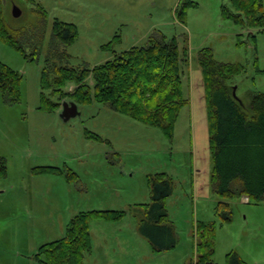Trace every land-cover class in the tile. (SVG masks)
<instances>
[{
  "label": "rangeland",
  "instance_id": "1",
  "mask_svg": "<svg viewBox=\"0 0 264 264\" xmlns=\"http://www.w3.org/2000/svg\"><path fill=\"white\" fill-rule=\"evenodd\" d=\"M184 1L195 4L188 7L185 24L179 17ZM3 2L8 23L29 29L26 48H38V57L27 60L0 41V62L23 77L20 102L11 104L0 92V158L7 161V175L0 177V264H41L40 247L64 238L69 222L90 211L127 215L90 223L92 247L84 264H191L198 222L216 223V264H229L233 252L246 264H264V202L219 197L211 183L214 160L199 52L211 48L216 61L244 68L228 85L247 112L252 96L264 93V35L251 38L221 16L230 0ZM14 5L22 10L20 18L12 15ZM38 7L47 14L42 20ZM55 19L78 29L63 61L70 67L93 68L111 60L113 50L145 45L155 32L176 38L181 51L188 47L183 84L190 103L180 111L172 138L96 101L78 105L79 115L69 120L62 117V106L41 109L42 71ZM114 41L112 50L104 49ZM75 90L72 85L66 91ZM44 167L70 171L76 181L37 173ZM159 173L175 183L166 207L179 239L175 249L163 253L140 240L135 217L136 206L151 203L149 176ZM220 202L231 205L229 223L216 212Z\"/></svg>",
  "mask_w": 264,
  "mask_h": 264
},
{
  "label": "trees",
  "instance_id": "2",
  "mask_svg": "<svg viewBox=\"0 0 264 264\" xmlns=\"http://www.w3.org/2000/svg\"><path fill=\"white\" fill-rule=\"evenodd\" d=\"M189 6L195 4L183 2L179 17L184 24ZM36 12L41 20L47 16L41 7ZM221 16L239 25L251 38L264 34L263 0H230L229 7H221ZM29 32L27 27L16 28L8 23L4 2L0 0V41L16 49L25 59L34 61L38 48L32 52L27 50ZM77 37L75 25L54 20L42 71L41 109L52 112L59 110L65 101L77 105L96 101L145 125L159 127L172 138L180 111L190 103L183 84L189 68L188 47L181 51L176 38L169 39L155 32L145 45L120 53L113 50L111 60L93 68L66 66L63 64L69 57L66 49ZM113 44L115 41L104 49L112 50ZM199 62L206 88L214 160L213 190L217 196L227 199L248 197L256 204L264 202V93L252 96L250 112H247L233 97L234 88L228 85L244 68L216 61L211 48L199 52ZM22 81L20 73L0 62V92L9 103L20 102ZM72 85L76 90L67 92ZM37 173L66 175L69 182L76 181L74 173L59 168H38ZM6 175L7 161L0 158V177ZM148 182L151 203L135 207L138 232L154 252H168L176 248L179 240L166 207L175 183L164 173L149 176ZM216 212L223 223L232 221L229 203L220 202ZM126 215L124 211L80 212L69 222L65 237L40 247L36 260L41 264H84L92 247L90 223L93 220L117 222ZM196 229V261L191 264H216V223L198 222ZM228 260L229 264H246L235 252L228 255Z\"/></svg>",
  "mask_w": 264,
  "mask_h": 264
},
{
  "label": "water",
  "instance_id": "3",
  "mask_svg": "<svg viewBox=\"0 0 264 264\" xmlns=\"http://www.w3.org/2000/svg\"><path fill=\"white\" fill-rule=\"evenodd\" d=\"M12 15L15 18H20L22 16V10L17 5H14L12 8ZM62 108V117H64L66 120L79 115L78 105L74 102L65 101L62 103Z\"/></svg>",
  "mask_w": 264,
  "mask_h": 264
},
{
  "label": "crops",
  "instance_id": "4",
  "mask_svg": "<svg viewBox=\"0 0 264 264\" xmlns=\"http://www.w3.org/2000/svg\"><path fill=\"white\" fill-rule=\"evenodd\" d=\"M263 3H264V0H263ZM264 35V34H263ZM134 47V46H133ZM132 48V47H131ZM118 53H120V52H118ZM137 227H138V224H137ZM139 233V232H138ZM143 238V237H142ZM140 240H143L144 242H147V240L146 239H140Z\"/></svg>",
  "mask_w": 264,
  "mask_h": 264
}]
</instances>
